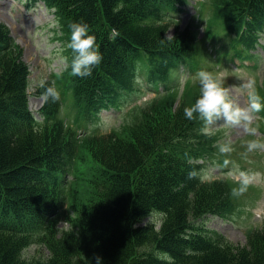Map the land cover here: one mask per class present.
<instances>
[{"label": "trees", "instance_id": "trees-1", "mask_svg": "<svg viewBox=\"0 0 264 264\" xmlns=\"http://www.w3.org/2000/svg\"><path fill=\"white\" fill-rule=\"evenodd\" d=\"M45 1L59 25L65 60L73 55L67 48L73 22L89 25L103 56L90 76H72L70 66L57 75L59 86L69 82L85 119L118 105L140 85V72L148 80L154 72L164 78L171 66L184 64L197 74L207 61L200 44L213 40L220 24L229 37L225 53L241 59L254 56L264 30V0H211L203 38L191 23L180 29L176 22L174 38L164 43L173 24L165 22L167 13L183 10L187 0ZM14 41L0 22V264H96V256L102 264H167L157 252L168 253L171 264H264V228L236 244L206 227L209 214L232 211L233 188L224 179L189 178L200 174L201 160L215 158L221 133L205 136L202 122L184 115L200 96L199 81L188 78L180 92L178 73L172 90L137 107V122L81 136L60 117L62 92L56 102L44 99L40 118L30 110V71ZM43 92L40 86L35 94ZM87 159L95 164L90 176L77 174ZM70 172H76L74 184L65 181ZM34 243L48 256L26 257Z\"/></svg>", "mask_w": 264, "mask_h": 264}, {"label": "rangeland", "instance_id": "rangeland-1", "mask_svg": "<svg viewBox=\"0 0 264 264\" xmlns=\"http://www.w3.org/2000/svg\"><path fill=\"white\" fill-rule=\"evenodd\" d=\"M199 1L207 2V4L205 2L202 12L200 11L202 5ZM210 4H212L211 0H187L182 13L179 14L180 29H184L191 23L192 30L196 33L197 38H203L207 26V18L211 15ZM0 22L10 30L11 37L15 39L14 44H17L19 49L22 50V59L29 66V71L31 72L29 87L30 108L38 116L37 112L44 105L42 97L35 94L41 85V81H44L45 84L50 81L57 89L52 73L67 70L66 62L59 59L60 51H57L61 47L62 42L56 34L57 23L53 12L45 6L44 2L39 0L35 2L32 0H0ZM175 33L176 26L172 24L168 34L174 36ZM228 38L220 24L213 40L202 41L200 45L207 51V61L204 64L208 67L206 71L222 78L224 87H231V96L237 103L241 106H247V93L239 87L243 81H255V87L259 86L260 89L262 88V93H264V32L260 36L257 50L254 49L253 51L255 59L251 60L252 62L246 60L243 64L237 59L239 57L233 56L234 52L232 50L229 53H225L226 50L230 49ZM218 55H220V62H216ZM50 57L53 58L52 62ZM47 60L48 63H51L50 67L47 65ZM179 73V81L181 78H186V80L192 78L193 81H198L196 74L191 73L189 68L184 65L180 66ZM176 75L177 71L174 74V83ZM178 89L181 92L183 87L179 84ZM140 91L134 93V98L128 97L130 107L118 110H103L95 123H87L88 128L86 129L81 128V126H75V109L72 106V102H70L71 106L68 108L63 100L60 117L68 125L76 128L81 136L108 133L111 130L119 129L121 125H131L130 121L134 118L135 122L139 120V118L137 119V106L139 104H135L134 99L140 94ZM147 92L149 93L144 94L145 96L141 98V100L147 98L142 103H146L145 101L149 102L155 97L154 91L149 90ZM71 99V95L67 96L68 101H71ZM138 102L136 101V103ZM178 102L179 99L176 101L175 106ZM83 127L85 128L86 125H83ZM253 127L257 129L255 136L249 135L243 128H220L217 131H221L218 134L219 139L217 142L222 143L230 140L233 151L224 155L216 147L215 152L217 154L214 159H209L206 162L200 161L203 164L200 174L207 172L210 176L208 180L225 179L232 188H237L239 185L235 176L228 175L229 171L233 169L240 170L242 167L241 171L248 170L247 172L255 174L253 181L243 194H232L233 213L230 217L208 215L205 221L206 227L224 234L236 244H245L248 232L264 222V150L247 152L248 141L256 139L264 142V137L259 128L258 113L256 114ZM220 158L230 161L228 167L218 164ZM94 165L92 160L87 159L79 168L77 174L90 176ZM65 181L73 184L77 182L76 172L68 173ZM78 181V186H80L81 180ZM65 187L68 189L67 185ZM59 226H62V223ZM48 254V249L39 243H34L25 251L26 257L41 258L47 257Z\"/></svg>", "mask_w": 264, "mask_h": 264}, {"label": "clouds", "instance_id": "clouds-1", "mask_svg": "<svg viewBox=\"0 0 264 264\" xmlns=\"http://www.w3.org/2000/svg\"><path fill=\"white\" fill-rule=\"evenodd\" d=\"M123 8V4L118 5L114 12H118ZM70 27V41L67 48L72 52L71 59V75L81 78L90 76L93 68L99 65L103 56L96 44L95 35L89 34V25L84 22H73ZM116 30L113 29L109 33V39L114 40ZM174 38L171 34H167L165 39H161V43L171 41ZM200 85V96L195 103L184 108V115L189 120L199 119L202 122L201 134L211 137L220 128H243L246 133L251 136L257 134V129L253 127L256 114L264 107L261 102V97L258 94L255 81H243L239 87L246 91L248 101L247 106H241L231 96V87H224L223 80L219 75H214L212 72L201 70L196 74ZM186 78H181L179 84L184 86ZM44 92L42 93L45 100L56 102L60 98V93L54 85L45 87V82L41 81ZM234 87V86H232ZM221 154L227 155L233 151L231 141L218 143ZM256 150H264V142L253 139L247 142V152ZM191 162V160H189ZM230 161L225 159L224 167H228ZM229 176H235L238 181V187L232 189L233 195H241L247 190L249 184L253 181L255 174L233 169L229 171ZM203 182L210 178L207 172L203 174L195 171L189 173V178H196ZM155 210L149 212V217L154 216ZM96 264H102V259L99 256L94 257ZM156 258L166 261L171 264V257L166 252H157Z\"/></svg>", "mask_w": 264, "mask_h": 264}, {"label": "bare ground", "instance_id": "bare-ground-1", "mask_svg": "<svg viewBox=\"0 0 264 264\" xmlns=\"http://www.w3.org/2000/svg\"><path fill=\"white\" fill-rule=\"evenodd\" d=\"M10 25V24H9ZM30 87V86H29ZM29 103H30V93H29Z\"/></svg>", "mask_w": 264, "mask_h": 264}, {"label": "water", "instance_id": "water-1", "mask_svg": "<svg viewBox=\"0 0 264 264\" xmlns=\"http://www.w3.org/2000/svg\"><path fill=\"white\" fill-rule=\"evenodd\" d=\"M187 27H188V25H187Z\"/></svg>", "mask_w": 264, "mask_h": 264}]
</instances>
